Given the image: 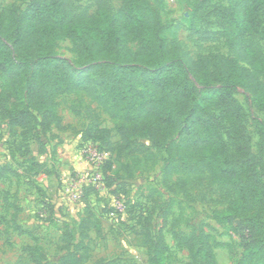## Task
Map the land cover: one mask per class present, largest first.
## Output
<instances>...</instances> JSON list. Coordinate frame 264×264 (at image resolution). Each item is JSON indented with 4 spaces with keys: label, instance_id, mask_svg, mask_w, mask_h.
Masks as SVG:
<instances>
[{
    "label": "trees",
    "instance_id": "trees-1",
    "mask_svg": "<svg viewBox=\"0 0 264 264\" xmlns=\"http://www.w3.org/2000/svg\"><path fill=\"white\" fill-rule=\"evenodd\" d=\"M152 1L161 6V0ZM95 3L92 14L75 11L72 0H12L0 6V116L8 130L20 128L22 142L34 139L44 146L42 139L53 128H64L58 98L87 92L114 121L119 151L135 161H150L155 154L144 141L150 138L165 154V183L180 172L195 177L206 173L220 192L214 201L224 207L213 210L214 221L235 225L228 230L239 250L234 264H264V160L251 153L245 111L234 96L239 88L248 90L255 106L264 110V86L259 81L264 76V51L250 38L255 35L264 43V0H228L227 9H219L223 10L216 33L232 56L217 66L196 68L189 66L177 43L167 40L159 15L145 0H121L115 13L105 0ZM121 36L139 43L138 54L121 56ZM59 39L97 48L92 59L97 82L74 76L54 52ZM257 122L264 131V122ZM9 172L0 165V179ZM240 217H245V225ZM161 222L165 223L164 215ZM62 225L65 253L50 262L40 245L27 244L21 251L31 264L83 262L77 250L82 242H75L66 221ZM15 230L30 234L19 226ZM173 237L177 248L188 249L190 264H217L212 247L219 243L201 226ZM147 240L148 264H166L162 229Z\"/></svg>",
    "mask_w": 264,
    "mask_h": 264
},
{
    "label": "rangeland",
    "instance_id": "rangeland-1",
    "mask_svg": "<svg viewBox=\"0 0 264 264\" xmlns=\"http://www.w3.org/2000/svg\"><path fill=\"white\" fill-rule=\"evenodd\" d=\"M11 1L0 0V6ZM105 1L111 13L120 9L121 0ZM145 1L156 10L167 40L177 43L190 67L217 66L232 56L216 33L223 10L219 9H227L228 0H161L160 7ZM72 3L75 11L92 14L96 9L95 0ZM250 38L264 51L257 36ZM118 46L124 58L140 50L137 41L124 36ZM96 49L69 39H59L54 45L55 54L65 59L74 76L97 82L92 66ZM238 63L248 69L243 61ZM190 78L199 89L192 73ZM2 80L0 75V84ZM259 81L264 86V76ZM137 85L142 87L143 82ZM234 96L245 111L251 153L264 160V131L257 122H264V110L255 106L248 90L239 88ZM57 101L64 128H53L42 139L44 146L34 139L22 142L21 129L10 132L0 116V165L10 168L7 177L0 179V264H31L21 251L27 244L40 245L47 260L55 262L65 253L62 221L67 222L75 242H82L77 250L84 260L79 264H148L145 245L157 228L162 229L168 246L166 264H190L188 249L177 248L173 235L189 234L199 226L219 243L212 247L217 264L236 262L237 243L228 235L235 225L214 221L213 210L224 207L214 201L220 192L206 173L195 177L180 172L167 184L161 171L165 154L151 145L150 138L144 141L154 159L135 161L118 150L115 123L92 95L79 91ZM85 144L106 147L109 163L88 162L82 151ZM35 162L44 166L39 168ZM238 220L246 224L245 217ZM15 226L30 234H19Z\"/></svg>",
    "mask_w": 264,
    "mask_h": 264
},
{
    "label": "built area",
    "instance_id": "built-area-1",
    "mask_svg": "<svg viewBox=\"0 0 264 264\" xmlns=\"http://www.w3.org/2000/svg\"><path fill=\"white\" fill-rule=\"evenodd\" d=\"M82 151L88 162L98 166H100L105 160H108L110 155L109 151L100 149L92 144H85Z\"/></svg>",
    "mask_w": 264,
    "mask_h": 264
}]
</instances>
